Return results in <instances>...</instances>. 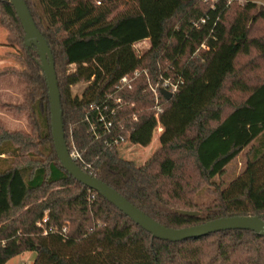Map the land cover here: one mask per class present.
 <instances>
[{
  "label": "trees",
  "instance_id": "trees-1",
  "mask_svg": "<svg viewBox=\"0 0 264 264\" xmlns=\"http://www.w3.org/2000/svg\"><path fill=\"white\" fill-rule=\"evenodd\" d=\"M25 2L52 51L67 146L83 171L168 228L233 216L264 220L263 5ZM0 26L23 68L0 70V77L26 82L25 102L9 109L28 112L33 124L25 134L0 121V156L7 145L14 154L0 170V264L29 252L33 264H264L261 235L229 230L160 240L71 176L55 151L40 57L25 45L11 0H0ZM145 40L150 48L140 52ZM166 80H181L171 101L161 94ZM80 84L81 96L72 91ZM175 104L190 111L189 122L143 164L123 159L119 147ZM240 157L241 172L230 177Z\"/></svg>",
  "mask_w": 264,
  "mask_h": 264
},
{
  "label": "water",
  "instance_id": "water-1",
  "mask_svg": "<svg viewBox=\"0 0 264 264\" xmlns=\"http://www.w3.org/2000/svg\"><path fill=\"white\" fill-rule=\"evenodd\" d=\"M11 4L23 27L25 45L34 47L40 57L41 69L45 76L50 97L51 130L55 151L62 166L71 176L84 186L99 193L134 223L160 240L180 242L229 230L252 231L264 237V220L257 216L224 217L189 228H168L142 212L110 185L83 171L72 159L67 146L63 123L61 93L52 51L46 39L36 26L25 0H11ZM161 94L167 101L173 99V94L165 89H161ZM179 213L186 216L198 215L197 212L189 211H179Z\"/></svg>",
  "mask_w": 264,
  "mask_h": 264
},
{
  "label": "rangeland",
  "instance_id": "rangeland-1",
  "mask_svg": "<svg viewBox=\"0 0 264 264\" xmlns=\"http://www.w3.org/2000/svg\"><path fill=\"white\" fill-rule=\"evenodd\" d=\"M259 5L264 6V0H252ZM7 32L0 26V70L11 67L7 61H15L12 54L19 50L15 46H9L6 41ZM136 48L143 52L150 48V41L145 40L136 45ZM19 70L22 65L17 62ZM14 68V67H11ZM13 80V81H11ZM9 88L11 93L9 98L2 97L0 92V121L5 129L11 132H21L32 134L33 124L29 119V113L16 114L9 109V106L25 102L26 82L15 76H5L0 78V90ZM85 88L80 84L72 89L73 93L81 96ZM15 96V97H14ZM191 118L189 110L184 109L177 104L166 113H160L152 117L149 122L140 130L131 135L120 147V156L123 159L131 160L137 165L143 164L157 149L167 142L177 131L183 128ZM139 144L138 145H136ZM133 144V145H131ZM7 153L0 156V170L8 168L14 158V154L9 145L5 146ZM242 158L238 159L234 168L229 170L230 177H235L241 172ZM229 177V178H230ZM35 253H24L10 260L9 264H33Z\"/></svg>",
  "mask_w": 264,
  "mask_h": 264
},
{
  "label": "built area",
  "instance_id": "built-area-1",
  "mask_svg": "<svg viewBox=\"0 0 264 264\" xmlns=\"http://www.w3.org/2000/svg\"><path fill=\"white\" fill-rule=\"evenodd\" d=\"M125 81H126V79H123V82H125ZM180 82H181V80H179L177 83H175L173 81L166 80L165 84H164V87L162 89H165V90L169 91L170 93L175 94L178 91V85L180 84ZM160 113H162V112H160ZM160 113H158V114H160ZM102 119H103L102 122L105 123L106 121L104 120V118H102ZM105 126L109 127V126H111V124L110 123H105ZM70 155H71V157H72V159L74 161L79 159V154H78V152L76 150H73L70 153ZM46 222H47V218H44L42 223H40V225L44 224ZM64 231H65V229H64Z\"/></svg>",
  "mask_w": 264,
  "mask_h": 264
},
{
  "label": "crops",
  "instance_id": "crops-1",
  "mask_svg": "<svg viewBox=\"0 0 264 264\" xmlns=\"http://www.w3.org/2000/svg\"><path fill=\"white\" fill-rule=\"evenodd\" d=\"M7 63L8 64H12V65H10L11 67H18V64H17V62H15V61H7ZM7 76H11V75H7ZM12 76H15V75H12ZM3 77H5V76H3ZM16 77V76H15ZM1 78V77H0ZM18 78V77H17ZM11 81H13V80H11ZM0 92H1V95L3 94V93H5L2 97H6V98H9L10 97V94H13V93H11V91H10V89L7 87H5L4 89H2V90H0ZM15 97V96H14ZM131 145H133V144H131ZM136 145H138L139 146V144H137L136 143Z\"/></svg>",
  "mask_w": 264,
  "mask_h": 264
}]
</instances>
